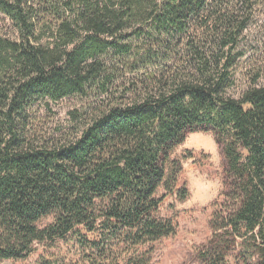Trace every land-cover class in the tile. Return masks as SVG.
<instances>
[{"label":"trees","instance_id":"obj_1","mask_svg":"<svg viewBox=\"0 0 264 264\" xmlns=\"http://www.w3.org/2000/svg\"><path fill=\"white\" fill-rule=\"evenodd\" d=\"M237 3L0 0L14 31L0 30V261L74 234L86 264H150L145 247L177 230L156 217V193L189 196L173 153L188 133L212 130L228 183L195 256L264 264V85L228 94L249 21ZM108 59L139 77L75 140L30 142L36 103L109 92Z\"/></svg>","mask_w":264,"mask_h":264},{"label":"rangeland","instance_id":"obj_2","mask_svg":"<svg viewBox=\"0 0 264 264\" xmlns=\"http://www.w3.org/2000/svg\"><path fill=\"white\" fill-rule=\"evenodd\" d=\"M237 1L239 12L248 10L244 14H249V21L233 51L237 56L234 86L228 94L234 98H239L249 88L264 85V0ZM0 30L9 36L14 34L8 21L2 19ZM118 62H106L114 75L107 94L88 91L85 96H73L57 103H36L29 113L26 130L29 141L54 146L79 137L99 113L111 105L114 97L139 77L126 70L123 62L122 65ZM130 95L126 97L131 99ZM173 159L181 165L177 188L185 187L189 196L180 200L174 194L166 195L162 189L158 190L156 198L161 199V203L155 215L172 220L177 230L174 236L149 244L145 249L150 264H201L195 253L211 235L208 224L221 204L220 196L228 183L227 162L212 130L188 133L175 149ZM51 222L52 217L43 219L39 227ZM92 236L87 235V238L92 239ZM123 249L120 244L113 246L119 260L126 256ZM85 253L76 236L71 234L62 240L35 243L27 258L0 261V264H86ZM230 264H234L232 260Z\"/></svg>","mask_w":264,"mask_h":264}]
</instances>
